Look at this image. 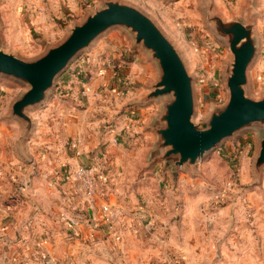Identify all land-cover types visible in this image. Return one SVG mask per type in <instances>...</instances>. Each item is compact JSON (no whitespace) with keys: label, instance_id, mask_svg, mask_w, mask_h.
<instances>
[{"label":"rangeland","instance_id":"rangeland-1","mask_svg":"<svg viewBox=\"0 0 264 264\" xmlns=\"http://www.w3.org/2000/svg\"><path fill=\"white\" fill-rule=\"evenodd\" d=\"M110 1L114 0H0L1 50L26 61L37 60L50 48L63 43L73 27L105 8ZM118 1L147 15L176 47L192 78L193 121L201 122V129H206L211 114L222 109L228 101L227 82L234 63L230 43L235 34L231 30L239 25L249 31L255 44L246 93L256 100L264 98V0ZM221 26L227 31L223 32ZM135 36L130 29L116 26L94 42L90 51H95V63L100 64L102 57L108 59L109 68L104 69H109V91L113 97L105 109H101V99L95 97L90 116L87 118L86 112L82 116L85 120L91 119L90 124L96 129L91 131L98 134L102 132L100 129L115 133L118 128L120 135L115 133V137L121 141L114 146L121 150L123 141L142 138L148 142L146 161L127 163L132 164L130 169H152L151 176L135 177L134 180L138 184L145 182L150 191L154 186L159 188L162 212L168 213L165 219L180 224L182 219L187 220L185 227L194 244L203 246L205 256L187 264H264V163L259 167L256 165L264 139V124L245 127L225 138L195 163L180 166L178 157L163 159L165 149L160 148L159 132L165 128L162 118L172 97L146 98L160 80L161 72L152 52L138 44ZM129 53L134 57L126 58L125 54ZM94 72L96 74V70ZM81 77L75 73L72 76L74 82H63L62 76L57 77L46 92L45 101L26 108L29 116H34L35 132L31 137L39 142L45 139V174L50 175L49 180L45 177L47 184L53 180L54 184L59 181L63 185L62 179L69 171L63 170L66 162L56 159L59 153L64 156L74 150L73 138L62 135L64 128L57 122L58 113L64 106H70V96L74 92L79 94L81 91L80 84H76ZM30 88L23 80L0 74V125L9 119L16 122L13 131L7 123L4 128L0 127V138H9L4 148L17 149L18 154H21L18 143L25 137L26 123L10 116L14 104ZM99 88L95 89L100 91ZM131 110L139 112L137 117L141 123L140 129L134 130L130 126L128 131L125 120L131 118ZM69 117L74 119L72 115ZM72 124L71 121L70 128H76ZM123 130L127 132L125 135ZM115 149L111 154L129 151ZM52 151L55 154L51 156ZM154 155H158L159 160L151 161ZM61 169L65 173L62 174ZM151 198L146 196V200ZM164 204L169 208L164 209ZM170 211L174 215L168 218ZM184 262L181 257H172L162 260L161 264Z\"/></svg>","mask_w":264,"mask_h":264},{"label":"crops","instance_id":"crops-1","mask_svg":"<svg viewBox=\"0 0 264 264\" xmlns=\"http://www.w3.org/2000/svg\"><path fill=\"white\" fill-rule=\"evenodd\" d=\"M94 53L92 50L78 58L60 75L63 82H74L72 76L75 73L78 78L82 77L76 83L80 84L81 91L69 95L72 103L59 110L57 121L59 125L63 124V137L73 138L74 150L64 156L59 153L56 159L66 162L67 169L63 170L71 173L81 165H95L99 183L97 194L88 197L77 180L65 186H60L59 181L54 184L53 180L47 184L45 177L49 180L50 175L45 174L44 138L39 142L30 136L24 145V153L18 154L17 149L4 148L10 139L1 137L0 264H161L162 260L172 257H181L187 264L200 260L205 256L204 248L194 244L185 227L188 221L182 219L180 224L165 219L168 213L162 212L159 188L154 186L150 191L145 182L143 186L134 180L135 177L151 176L152 169H130L132 164L127 163L146 161L148 142L142 138L119 142L121 150L114 146L121 141L115 137V133L120 135L118 128L115 133L100 129L102 132L98 134L91 131L96 130L90 124L91 119L85 120L82 116L84 112L87 118L90 116L95 97L101 99V109L107 108L113 97L109 91L108 59L102 57L100 64L95 63ZM125 57L131 59L134 56L129 53ZM106 66L108 68L104 69ZM91 86L100 87V91ZM137 115L139 112L131 110V118L126 117L128 131L130 126L134 130L140 129L141 119ZM31 117L34 121V116ZM71 121L75 124L72 127L76 128H70ZM5 123L11 130L16 124L9 119L0 127L4 128ZM122 133L127 132L123 130ZM115 148L129 151L111 154ZM53 154L52 151L51 156ZM122 165L126 167L121 169ZM63 170H60L62 174L65 173ZM146 196L152 197V202L146 200ZM164 205V209L169 208L168 204ZM104 206L120 210V218H106ZM64 211L78 220L77 226L72 227L61 220ZM169 213L168 218H171L174 214Z\"/></svg>","mask_w":264,"mask_h":264},{"label":"water","instance_id":"water-1","mask_svg":"<svg viewBox=\"0 0 264 264\" xmlns=\"http://www.w3.org/2000/svg\"><path fill=\"white\" fill-rule=\"evenodd\" d=\"M116 26L133 31L136 42L152 52L158 61L161 77L146 98L172 97L166 104L162 118L166 123L165 128L159 132L160 148L165 149L163 159L178 157L177 164L180 166L195 163L225 138L245 127L264 124V98L253 99L245 89L248 72L255 58V44L249 31L244 30L242 25L231 30L235 34L230 43L234 63L227 82L228 101L222 109L211 114L206 129H201L203 124L193 121L195 106L192 78L176 47L147 15L132 5L114 0L89 15L82 24L73 27L63 43L50 48L37 60H23L0 47V74L23 80L31 86L26 95L14 104L10 116L11 119L24 120L26 123L25 137L19 139L18 143L21 154L34 130V121L26 108L43 103L46 92L55 84L56 78L79 56L90 51L100 35ZM221 28L223 32L227 31L224 26ZM150 159L153 162L159 160L158 155ZM263 163L264 139L256 165L259 167Z\"/></svg>","mask_w":264,"mask_h":264},{"label":"built area","instance_id":"built-area-1","mask_svg":"<svg viewBox=\"0 0 264 264\" xmlns=\"http://www.w3.org/2000/svg\"><path fill=\"white\" fill-rule=\"evenodd\" d=\"M88 59V58H87ZM84 83V82H83ZM1 104V99H0ZM68 174L64 176L62 181H64L63 185L65 186L73 181H78L81 183V187L85 194L92 198L97 194L98 191V178H97V167L95 165H81L79 166L73 173L67 172ZM103 212L105 217L110 220H117L121 216V211L110 206H104ZM60 218L63 222L69 224L72 227L78 225V220L74 217H71L67 212H62ZM45 259V257H44ZM169 264H177V263H169Z\"/></svg>","mask_w":264,"mask_h":264}]
</instances>
